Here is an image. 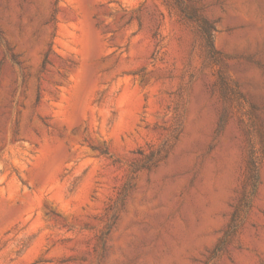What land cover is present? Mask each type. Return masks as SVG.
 <instances>
[{"label":"rangeland","instance_id":"obj_1","mask_svg":"<svg viewBox=\"0 0 264 264\" xmlns=\"http://www.w3.org/2000/svg\"><path fill=\"white\" fill-rule=\"evenodd\" d=\"M0 264H264V0H0Z\"/></svg>","mask_w":264,"mask_h":264},{"label":"trees","instance_id":"obj_2","mask_svg":"<svg viewBox=\"0 0 264 264\" xmlns=\"http://www.w3.org/2000/svg\"><path fill=\"white\" fill-rule=\"evenodd\" d=\"M198 21H199L198 22V27H199L198 29H199L200 33L202 34L203 39H204V35H205V41L209 47V50L211 52H213L214 51L213 42H212V30H213V28L208 24V22H206L204 20V18H201ZM248 179H249L250 190L248 191V193L244 197V205L245 206H248V204L250 203L251 197L255 193V190H256V187L258 184V172H257V168L253 162H251Z\"/></svg>","mask_w":264,"mask_h":264}]
</instances>
